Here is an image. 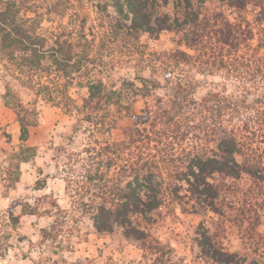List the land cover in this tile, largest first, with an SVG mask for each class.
I'll use <instances>...</instances> for the list:
<instances>
[{
    "label": "rangeland",
    "instance_id": "obj_1",
    "mask_svg": "<svg viewBox=\"0 0 264 264\" xmlns=\"http://www.w3.org/2000/svg\"><path fill=\"white\" fill-rule=\"evenodd\" d=\"M8 1L0 0V11H5ZM69 1L64 6L68 9L64 21L59 16V0H31L20 7L12 24L0 25V264H222L203 254L211 242L218 250L236 254L244 264H264V136L246 140L252 143L247 146L250 149L236 157L242 166L236 177H215L219 195L214 209L187 182L180 183V199L155 213L156 221L149 229L152 243L146 247L126 238L122 229L113 233L95 229L94 205L105 196L103 181L91 182L89 178L98 174L100 162L102 173L120 179L122 163L107 146L123 141L133 130H151L154 124L156 131L162 129L164 124L158 116L167 108L165 102L173 98L171 89L179 79L195 88L198 99L220 92L234 101L239 98L240 86L253 85L240 77V71L247 70L248 63H257L263 67L252 81L258 91H252L255 94L245 101L251 103L258 95L264 96V50L257 48L264 20L258 23L254 17L260 9L255 11L250 6L245 13L247 20L256 21L254 40L246 43L250 50L242 47L239 57L234 55L232 61L225 55L224 67L210 64L203 69L196 58L191 66L182 63L180 69L163 66L158 59H165L167 53L183 50L195 54L179 45L180 35L164 32L157 40L148 35L142 37L141 43L146 47L144 60L141 56L125 58L120 64L106 66L103 74L94 72V79L102 80L106 86L124 81L140 85L135 86L139 95L128 86L124 102L131 111H123L112 124L111 115H105V104L90 121L84 120L85 114L70 113L71 100L82 107L89 97L88 89L80 85L87 80L50 81L43 70L52 67V80L55 75L59 77V72L48 58L40 68L27 65L29 52L23 48H29L25 43L29 37L44 44V51H48L59 38H69L74 13L81 14L75 20L87 17L88 29L98 17L96 1ZM206 8L221 11L232 21L235 17L218 2H211ZM61 23L69 29L65 30ZM25 37L24 47L7 48L14 40ZM3 40H8L6 45ZM155 78L160 81V88L144 97V79ZM159 101L164 102L161 105ZM96 121L98 125L93 123ZM218 138L222 136L217 133L209 140H194V147L189 141L183 147L186 151L209 152ZM148 141L140 145L147 147ZM175 148L182 162L187 161L182 146ZM114 157L116 163H111Z\"/></svg>",
    "mask_w": 264,
    "mask_h": 264
},
{
    "label": "trees",
    "instance_id": "obj_2",
    "mask_svg": "<svg viewBox=\"0 0 264 264\" xmlns=\"http://www.w3.org/2000/svg\"><path fill=\"white\" fill-rule=\"evenodd\" d=\"M94 1L98 3L94 6L98 17L93 19L90 28L88 29L86 25L87 17L75 20L80 18L81 14L74 13V19L69 23L73 25L71 35L64 40L59 38L52 49L44 51V44L28 36L27 41L26 37L14 40L7 48L17 45L24 47L23 42L26 41L29 48L23 49L24 52H29L27 65L33 69L40 68L42 61L48 58L47 61L52 62V66L57 68L55 71L59 72V77L55 75L56 79L53 80L50 78L52 67L47 68V71L43 70L49 75L50 81L59 78H68L72 81L87 80L80 85L88 89L89 97L84 100L82 107L69 98L73 104L70 113L83 116L85 114L84 120L86 118L90 121L91 116L97 115L94 113L100 111L101 105L105 104L107 107L105 115H111L112 124L117 122L123 111L127 113L131 111L130 105L124 102L126 93L132 87L137 91L132 90L134 94L139 95L140 90L136 87L140 85L124 81L120 85L106 86L102 80L94 79V72L103 74L107 71L106 66L109 67L113 62L116 65L120 64L125 58L133 60L135 56H141L144 60L146 47L141 43L142 37L148 35L149 39L157 40L164 32H174L181 36L179 45L195 53L190 55L183 50L167 53L165 59H158L163 66L172 69H178L182 63L191 66L196 58L197 62H200L198 66L204 67L203 69L210 64L222 67L225 55L230 56L232 61L234 55L239 57L242 47L250 50L249 44L246 46V43L254 40L253 23L264 20V0H105L104 3L100 0ZM28 2L31 0H21L19 3L16 0L8 1L5 11H0V25L4 26L6 22L12 24L20 7L27 5ZM69 2L59 0V16L63 21L68 15V9L64 6ZM211 2L228 7L235 15L233 21L221 11H208L206 7ZM250 6L255 11L257 8L260 9L259 13L255 14L256 21L253 23L245 16ZM61 25L65 30L69 29L64 23ZM64 36L67 37V34ZM263 40L264 32L257 46L262 50ZM3 41L6 45L8 40ZM108 58L109 61H106ZM262 72L263 67L257 63L255 65L248 63L247 70L240 71V77L249 79L253 85L240 86L239 98L234 101L220 92H212L198 99L195 96V88L183 84L179 79L171 89L173 98L168 100L169 103L165 102L167 108H163L162 114L158 116L162 118L161 123L164 124L162 129L156 131L154 124L151 130L146 128L133 130V133L123 141L109 144L107 147L110 153L118 156L122 163V167L120 166L122 172L119 174L120 179L107 177L106 172H101L104 170L101 167L102 163L99 162L100 168L96 170L98 174L89 177L91 182L103 181L102 190L105 196L102 202L95 205L93 202L92 219L95 229L99 233H113L117 228L122 229L126 238L146 247L152 243L149 229L156 221L155 213L180 199L182 187L179 184L182 182H187L192 191L208 200V207L214 209L219 195L215 177H236L242 167L236 157L243 155L244 149H250L247 146L252 143L246 140L264 136V96L258 95L251 103L245 101V98L255 94L252 91H258L252 81ZM144 81L147 84L143 86L144 97L160 88V81L156 78ZM163 102L159 101L161 105ZM93 123L99 124L98 121ZM217 133L222 138H218L215 148L209 149V152L186 151L187 141L194 147V140L199 142L202 137L209 140L216 137ZM146 139L149 140L148 145L143 147L140 144ZM179 145L183 148L181 152H184L187 160L183 159L185 162H182L176 152L175 146ZM184 145L186 146L183 147ZM97 156L99 157L100 153ZM116 158H111L110 162L113 163ZM111 163L107 168L110 169ZM209 244V248L203 250V254L213 262L244 264L242 258H238L236 254L218 250L212 242Z\"/></svg>",
    "mask_w": 264,
    "mask_h": 264
},
{
    "label": "clouds",
    "instance_id": "obj_3",
    "mask_svg": "<svg viewBox=\"0 0 264 264\" xmlns=\"http://www.w3.org/2000/svg\"><path fill=\"white\" fill-rule=\"evenodd\" d=\"M31 203V201H29ZM5 205H7V202H5Z\"/></svg>",
    "mask_w": 264,
    "mask_h": 264
}]
</instances>
